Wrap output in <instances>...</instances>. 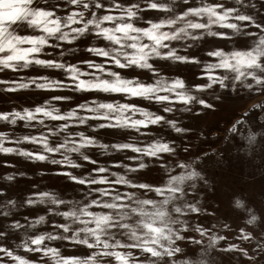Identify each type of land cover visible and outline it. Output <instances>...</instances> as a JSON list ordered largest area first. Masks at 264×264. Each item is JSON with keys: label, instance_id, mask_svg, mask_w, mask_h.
Here are the masks:
<instances>
[{"label": "snow or ice", "instance_id": "obj_1", "mask_svg": "<svg viewBox=\"0 0 264 264\" xmlns=\"http://www.w3.org/2000/svg\"><path fill=\"white\" fill-rule=\"evenodd\" d=\"M141 3L142 0H96L88 6L73 0L65 6V0H0V15L10 13L4 18L16 20L18 23L13 26L42 30L38 34L17 35L0 21V72L9 70L19 77L0 79V91L16 93L32 85L38 89L71 88L75 92L141 97L160 106L152 112L130 101L92 99L60 111L53 102L72 98L55 95L40 104L0 109L4 127L24 122L28 128L42 129L19 136L14 131H0V152L49 162L56 166L64 189L90 193L86 199L80 193L68 200L62 198L63 192L36 193L39 201L28 197L23 204L39 202L50 206L43 214L30 212L33 218L25 217L22 224L15 211L18 201L12 198L10 189L0 188V264H8L9 260L11 264H158L161 257L167 262L168 257L180 251L173 241L183 238L175 227L177 217H183L180 223L195 232L208 234L209 247L225 239L203 223H187L185 213L205 211L188 195L190 188L196 190L193 185L200 174L183 159L171 162L176 165L173 170L168 158L176 151L174 143L162 136L152 138L150 126L162 125L177 134L186 133L188 129L180 126L176 118L166 115L178 110L177 102L184 106L183 112H189L188 105L194 103L203 106L205 112L216 107L208 96L194 95L193 89L200 91L216 85L223 90L212 91L217 100H243L242 91L249 99L252 92L264 98V15L256 11L264 10V0H200L199 4L185 0L180 6L174 0H144V7ZM86 6L89 10L81 18ZM146 9L163 15L138 25ZM54 20L61 22V28L64 21H69L72 28L59 41L48 32V25ZM214 25L220 27L214 29ZM217 37L222 39L216 40ZM54 44L58 46L53 47ZM229 44L232 50L225 51ZM76 51L82 54L75 56ZM201 54L215 60L203 65L206 70L202 75L207 81L189 87L191 82L186 83L177 70L182 66L200 67ZM20 64L59 70L65 79L19 75ZM214 69L232 72L221 75ZM251 107H259L264 113V104L253 103ZM90 120L95 122V128L112 137L109 142L78 130ZM231 130L235 131V126ZM133 133L146 137L147 142L138 143ZM6 142L15 146H6ZM22 142L38 145L40 150H26L19 146ZM97 149L101 155H118L101 162ZM128 150L135 155L128 156ZM122 152L124 157L119 155ZM140 170H150L156 178L133 183L134 179H146ZM6 179L12 181L13 177ZM122 186L129 190L121 191ZM143 190L161 198L140 199L136 192ZM177 200L182 207L174 209ZM255 220L251 216L247 223ZM40 225L47 227L42 229ZM222 226L225 230L232 228L228 222ZM236 228L241 242L258 236L246 225ZM57 241L83 246L89 254L84 258L63 255L54 243ZM258 249L261 251L259 246ZM222 251L238 252L247 264H264V251L257 260L250 243L244 247L228 243Z\"/></svg>", "mask_w": 264, "mask_h": 264}, {"label": "rangeland", "instance_id": "obj_2", "mask_svg": "<svg viewBox=\"0 0 264 264\" xmlns=\"http://www.w3.org/2000/svg\"><path fill=\"white\" fill-rule=\"evenodd\" d=\"M51 3H55V0H50ZM189 3L199 4L200 0H187ZM177 6L185 3V0H174ZM144 0H142L141 7H144ZM257 12L264 13V10L259 8ZM10 13H4L0 15V21L6 24L10 29L13 25L18 23L16 20L5 19L4 16ZM62 15L63 13H58ZM22 15V14H21ZM143 19L138 21V25H145L148 19H153L157 16H162V12L154 10H145L141 13ZM199 19V18H198ZM71 27V26H70ZM220 25H214L213 28H219ZM14 33L17 35H32L38 34L40 29H32L27 27L13 26ZM12 30V29H11ZM222 38L217 37L216 40ZM211 41L212 38L209 37ZM249 45L252 44L251 40H248ZM232 45L229 44L225 51L232 50ZM246 50V49H239ZM50 52L51 49H48ZM183 54V51H181ZM80 56V55H78ZM215 58L207 57L201 54L200 67L190 66L181 67L177 70V74L189 83V87L193 83H204L207 81V77L202 75L206 70L203 65L206 62L214 61ZM74 62V61H73ZM217 74H230L231 69H214ZM37 75L47 76L49 79H65L63 74L59 70L45 68L40 65L30 64L29 69L20 72L19 75ZM19 78L14 76L9 70L0 72V79ZM2 87V86H0ZM216 90L217 92L223 91L218 89L216 85H213L211 89L205 88L200 91L193 89L194 95L208 96L209 92ZM55 95L70 96V101L53 102V106L60 111H66L69 107L74 106L78 102L90 101L92 99H107L120 102H134L138 106L146 108L148 111L156 112L160 107L159 104H154L141 97H122L121 94L116 93H102L97 91H81L75 92L71 88L67 89H38L34 85L28 89L19 90L16 93H5L0 91V109H10L11 107H18L23 105L25 107L34 104H40L43 100L48 99ZM240 95L244 97V103L241 106H237L236 101L226 102L222 112L217 113L215 108L205 112L203 106L192 104L188 105L190 111L183 112V105L179 102L176 104V111L167 113L170 118L177 119L180 126L188 129L186 133L177 134L166 126L155 125L150 126V135L152 138L162 136L170 142L176 144H182L188 148H195V155L201 157V160L192 164V167L196 172L200 174L199 179L195 180L196 190L189 192V197H193L194 200L205 211L200 214L191 213L185 216L187 222L195 226L196 224L203 223V225L213 233H217L225 237L224 240L217 242L216 258L222 261V264H247L246 258L240 255L238 252H224L222 249L227 248L228 243H236L238 246H248L250 243L251 252L255 255V258L259 260L261 251L258 249V241L241 242L238 239L236 226H244L251 216H255L256 220L252 224H259L261 220H264V149L257 147V140L259 137L251 135L252 132H264V113H261L259 107H251L253 103L264 104V98H261L260 94L252 92V99H249L245 92H241ZM209 102H211L209 100ZM162 113V109H160ZM139 117V113L137 114ZM225 120H231L230 127L235 126V135L228 133L232 137L231 143L228 148L217 147V144L213 142L211 131H214L218 124L224 123ZM239 121V123H237ZM75 127V126H74ZM39 126L37 128H28L24 122H19L17 125L4 127L0 122V131L15 132L19 136L22 132H35L40 131ZM78 130L84 131L86 134L95 135L102 142L107 143L112 137L95 128L94 121H88L85 126H79ZM203 134V135H201ZM138 143H146L147 138L144 136L133 133ZM6 146H15L8 144ZM20 147L32 151L40 150V146L33 145L31 143L22 142ZM117 153L109 152L101 155L99 149L96 150V156L100 158L101 162L106 157L116 156ZM121 157L125 156V153H119ZM127 155H135L131 150L127 151ZM59 158L58 156L56 157ZM128 162V161H125ZM135 163V162H131ZM198 165V167H197ZM63 167V166H61ZM175 168L176 165H171ZM115 170V169H114ZM124 170H121L123 174ZM140 173L146 177L144 180H133V183L147 182L149 179L156 178V174L152 177L146 175V170H140ZM13 177L12 181L6 179L7 176ZM130 177L131 173L128 174ZM64 181L57 176L56 166L51 165L46 161H34L29 160L27 157L21 156L18 153H2L0 152V188L10 189L13 193V199L18 201L16 207V213L20 222H25V217L31 220L33 217L29 215L30 212H36L43 214L44 210L50 205L47 203H37L34 205L23 204V199L32 197L33 199L40 200L38 195H34L40 192H47L50 195H61L62 198L68 200L73 197L69 194L67 189L63 188ZM159 185H154L157 187ZM129 190L127 187L122 186L121 191ZM83 195V194H82ZM136 195L140 199L151 198L160 199L159 194L155 192H148L146 190L137 191ZM48 199V198H44ZM239 201V203H237ZM216 213L215 215H210ZM228 219H225V218ZM218 222H228L232 225L231 231L223 229L213 228V224ZM159 226V225H157ZM40 228L47 227L46 225H40ZM249 230V228H247ZM192 235L198 238V233H192ZM126 239V237H123ZM13 246L15 241L11 242ZM56 246L60 247L63 255H73L84 258L88 255L86 249L83 246H73L70 242H54ZM23 254V251H20ZM32 256V254H28ZM187 259L199 261H207L210 257L207 253H202L200 256H188ZM184 259V258H180Z\"/></svg>", "mask_w": 264, "mask_h": 264}, {"label": "clouds", "instance_id": "obj_3", "mask_svg": "<svg viewBox=\"0 0 264 264\" xmlns=\"http://www.w3.org/2000/svg\"><path fill=\"white\" fill-rule=\"evenodd\" d=\"M40 2H48V0H40ZM75 2L77 4H86L90 6L91 4L95 3L96 0H75ZM72 3H73V0H65V6H70ZM88 6H86L81 11V18L89 10ZM261 15H264V13H261ZM259 18L260 17H257V19ZM63 23H64L63 28H61L60 26L61 22L57 20L52 21L51 24L48 25L49 34L52 35L54 39H56L57 41H59L63 37L64 32L66 30L72 31L69 21H64ZM11 29L12 31H14L13 28ZM57 46L58 44L53 45V47H57ZM81 54H82L81 51H76L74 53L75 56H78ZM26 69H29V65L27 64H20L18 66V71L20 72H23ZM208 98L211 101L210 103H214L216 105V107L214 108L217 113L222 112L226 102L233 101V100H217V98L212 95V91L209 92ZM234 101H236L238 107L243 105L244 103V100H241V99H236ZM192 105L193 107H195L197 104L194 103ZM230 125H231V120H225L224 123L218 124L214 131H211L213 142L217 144V147H224V148L229 147L232 137L229 136L228 133H232L233 135H235V131L231 130L233 127H230ZM251 135H253L254 137H259V139L257 140V147L260 149H264V132H252ZM175 148H176L175 153L170 155L168 158L170 167L171 165H174L171 163L172 161H179L183 159L192 165V164L197 163V161L201 160V157L195 155L196 149L194 147L190 149L182 144H176ZM173 170H176V167L173 168ZM153 174H156V173L150 170L146 171V175H148L149 177H152ZM193 188H196L195 184L193 185ZM67 191L73 198L76 195H79L80 193L83 194V198L85 199L88 198V196L90 195L89 192H84L82 189H78L74 191L73 189L69 188L67 189ZM190 191H193V189L190 188L188 190V194ZM173 207L175 209L176 207H182V205L180 201L177 200L176 204ZM173 215H175L174 211H173ZM185 215H188V213H185ZM181 219H183V217L176 218L175 227L180 231L183 238L178 241L176 240L173 241V243L177 247L180 248V251L175 253L173 257H168L167 262L165 261L163 257H161L158 264H172L173 261H175V264H181V261H184L185 264H197L196 260L187 259L186 257L188 256L196 257L198 255L200 256L202 253H205V250H207L206 253L209 255L210 258L207 261H199V264H222V261L216 258L215 250L217 249V246L209 247V239H210L209 235L208 234L201 235L200 233L195 232L193 228L186 227L185 224L180 223ZM225 219H228V218L226 217ZM222 223L223 222L213 224L212 227L216 229H223ZM245 225L247 226V228H249V231H252L258 234V236L253 237L252 241H258L257 246L260 247L261 251H264V220H261L259 224H252V223L248 224L247 222H245ZM231 230L232 228L226 231H231ZM192 233H198L199 234L198 238L192 235ZM122 235H126V234H122ZM14 247L16 248L17 251L22 250L16 245H14ZM180 258H184V259H180ZM37 259L42 260L43 258L37 257ZM8 264H11L10 260L8 261Z\"/></svg>", "mask_w": 264, "mask_h": 264}]
</instances>
